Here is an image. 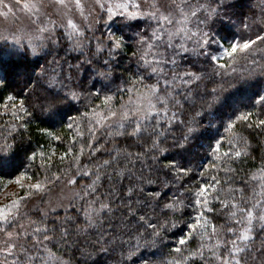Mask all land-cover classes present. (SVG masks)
Here are the masks:
<instances>
[{
  "label": "snow or ice",
  "instance_id": "snow-or-ice-1",
  "mask_svg": "<svg viewBox=\"0 0 264 264\" xmlns=\"http://www.w3.org/2000/svg\"><path fill=\"white\" fill-rule=\"evenodd\" d=\"M212 2L216 7L193 4L192 0H16L17 11L26 13L35 28L10 31L5 27L0 31V91L9 89L0 105V115L11 116L0 126V173L13 167L17 148L28 143L25 133L34 119L49 126L41 132L51 141H61L62 136L54 129H63L67 142L63 151L57 152L52 145L47 154L25 148L28 161L35 162L39 155L42 162L23 196L0 204V264H68L53 248L69 246L90 230H97L98 237L90 248L80 252L91 259V264H102L100 256L117 250V264H134V258L143 256L141 249L155 248L167 233L175 235L173 229L180 232V237L160 264H255L252 236L257 227L264 231V164L247 173L243 184L234 182L237 170L232 165L246 158L250 148L249 137L236 130L237 122L264 132V113L253 120L255 113L233 111L226 122L221 119L226 135L212 136L209 161L195 165L200 169V179L192 186H182L179 195L173 193L161 199V190L144 189L146 184L170 188L193 172V167L178 163L176 157L192 152L194 142L206 130V115L222 116L223 109L229 107L227 97L218 94L225 77L236 82L229 84L232 88L242 86L257 71L264 75V63L247 60L256 41L264 44V37L232 42L223 48L227 60L213 54L212 46L219 43L213 37V26L230 6L225 0ZM0 5L7 9L0 11V17L8 24L9 15L15 17L13 7L5 0H0ZM97 9L106 14L107 21L118 24L121 35L109 28L107 37L96 41V53L107 48L111 60L124 46V32L132 31L137 46L134 55L143 69L138 68L129 79L121 81L116 89L119 99L107 85L103 86L102 96L96 91L85 94L69 88L62 67L56 70L59 65L55 59L49 62L51 71L41 67L34 78L35 64L30 56L39 59L41 53L51 54V48L59 42L54 39L57 28L63 29L60 35L71 41L73 49H81L85 30L91 32L95 26ZM142 19L150 21V34L140 30ZM164 37L170 57L158 51L165 43ZM177 38L180 42L174 45ZM189 43L192 48L186 47ZM180 53L204 56L212 77H221V83L209 77L214 85L211 89L206 88L203 95L193 91L206 77L199 72L180 71L175 59ZM240 54H245L243 68H238ZM110 60L103 65L107 71L100 73L105 79L111 76ZM153 77L154 82L145 83ZM17 79L23 80L22 88L13 87ZM41 80L43 90L33 96L34 84ZM180 86L188 93L182 97L184 104L176 98ZM96 99L101 100L100 105L94 103ZM76 103L84 104L85 111L75 108ZM255 103L264 107V95H258ZM185 106L192 115L182 118ZM176 126L183 129L181 134L172 135L171 144L165 147ZM121 139L139 146L141 151H129L121 145ZM170 150L175 156L163 165L168 169L164 179L159 175L147 178L143 171L137 174L134 170L139 161L151 172L153 165L144 164L149 153L151 160L158 162L159 154ZM210 172L216 174L209 176ZM125 179L127 186L122 183ZM105 181L109 182L107 194L101 192ZM57 185L61 186L60 194L54 196ZM29 204L35 216L28 211ZM57 209H63L64 215H59ZM117 213L119 223L114 224ZM212 213L222 214V222L216 223ZM258 254L264 264V244ZM140 264L154 262L140 258Z\"/></svg>",
  "mask_w": 264,
  "mask_h": 264
},
{
  "label": "trees",
  "instance_id": "trees-1",
  "mask_svg": "<svg viewBox=\"0 0 264 264\" xmlns=\"http://www.w3.org/2000/svg\"><path fill=\"white\" fill-rule=\"evenodd\" d=\"M192 3H202L206 6L208 4H212L213 7H216V4H214L212 0H192ZM247 3L249 4L247 5ZM251 3L253 4V1L248 0V2L242 4V6L240 7L238 6L239 4L237 2L235 4H232L231 2L226 1V4L230 6L226 11L234 9V11H236V16L239 18V15L240 17L241 15H244L242 14L244 6H250ZM251 12L256 15L254 9H252ZM106 21L107 17L99 18L95 30L91 32L85 30L86 35L83 38L82 47L78 50L73 49L71 41H69L67 37L61 36L60 34H62L63 31L58 30V35L54 37V39H58L59 42L57 45L51 48V54L45 56L43 53H41L39 54V59L30 56V59L35 64L33 77H37V74L39 73L41 67L47 68L49 69V71H51L49 62L55 59L59 65L56 70L60 71L62 67L64 75L67 78L65 82L67 83L69 88L83 92L85 94L90 91H96L100 92L102 96L103 86L107 85V87L110 88L112 92L116 93L117 86L121 85V81L129 79L132 76V73L136 72L138 68H140V66L137 63L136 56L134 55L137 46L132 31L126 30L124 32V46L118 52L113 54V58L111 60L109 58L107 48H105L103 53L101 54L96 53V41L98 39L107 37L109 28H111V30L114 31L116 35H121V32L117 31L118 24L113 25L111 21H107L106 24ZM240 22V27L241 25L246 24L243 19ZM133 23H135V21ZM149 23L150 21L142 19V22L140 23V30H147L150 34L151 29L147 27ZM227 25H230V19L227 15L222 14L218 22L213 26L214 28H217V26L220 27L219 31L218 29H215L213 31L214 39L219 41L218 44H214L212 46L213 53L217 50H220V44L222 43H226L227 45H229L234 40L238 42H241L243 40L246 41L249 39L256 41L257 35L264 37V34L260 33L262 29L261 27L263 26L257 24L249 26L250 30L248 32H246L244 28L243 31L237 32ZM189 27H193V25H189ZM229 38H231L232 40L230 41ZM163 39L165 43H162L160 45L158 51L161 55L170 57L171 50L166 51L167 37H164ZM228 40L230 41V43H228ZM179 42V38H177L173 41V44L175 45ZM186 47L192 48V45L189 43L186 44ZM244 55L245 54H240L241 58L239 60L238 68H243L244 66H246ZM175 59L177 60L180 71L189 70L205 75L206 79L202 80L199 86L193 89V91L199 93L200 95H203L206 88L211 89L214 86L213 83H209V77L212 78L215 83H221V77H212L211 66L204 56H198L196 53H180L177 57H175ZM223 59L227 60V57L223 56ZM106 60H110L112 66V72L109 79H105L100 75L101 72L107 71V67L103 66ZM247 60H254L256 63L264 62V44H262L260 41H256L255 45L252 47L251 52L247 53ZM140 70L143 71L142 68H140ZM145 75L148 74L145 73ZM155 79L156 77H153L151 80L146 79L145 83H152L155 81ZM109 80H111V83H109ZM177 83L179 82L177 81ZM229 84L236 85V82L229 77H225L223 89H218V94L227 97V103L229 107L223 109L222 116H220L219 114H215L213 116L206 115L203 120L204 129L206 130H202V134H200L198 136V139L194 142L195 147L192 152L185 153L181 157H176L178 163L193 167V172L190 173L187 177L178 179L170 188L160 189L159 185L157 184H146L144 185V189L146 192L161 190V199L170 197L173 193L179 195V193L183 191V187L192 186L198 179H200V169L198 167H195V165H202L209 161L210 149L208 148V144L211 141L212 136L215 135L219 137L221 135H226L223 130L225 125L221 124V119L226 122L229 115L233 111H236L237 114L248 112L255 113L256 115L252 117L253 120L264 113V107L255 103L258 95H264V75L260 74L259 71H257L255 75L247 78L246 82L243 83L242 86H234L232 88H229ZM43 86V80H41L40 84H34L35 92L33 93V96L37 92H41L43 90ZM13 87L17 89L22 88L23 80L17 79L13 84ZM8 93L9 89L7 88H4L2 91H0V105L5 102L3 100V97L8 95ZM176 93H178V95H176V98L180 100L181 104H184L185 101L182 99V97L188 94L185 88L183 86L178 87L176 89ZM116 94L117 99H119V93ZM21 95L23 96L25 95V93H22ZM94 103L96 105H100L101 100L96 99L94 100ZM74 107L78 108L81 112L85 111L84 104L76 103ZM2 112L3 108L0 107V113ZM70 114L75 115L74 112H70ZM190 115H192V113L190 112L189 108L185 106L182 118L188 117ZM261 118H264V116H261ZM10 119V114L0 115V126L4 125V123L6 121H9ZM209 120H211V128L208 127ZM45 127L49 126L41 123L38 118L34 119L30 123L28 131L25 133L24 138L28 143L21 144L17 148L13 167L10 169H5L4 172L0 173V192L2 191L6 183L15 177H23L24 179L33 177V180H31V182H34V174L40 171L42 158L37 155L35 162L28 161L25 158V148H27L28 151L35 150L37 151V153H39L40 151H45L46 154L51 149L52 145L56 146L57 152L64 150V146L67 142V134H65L64 130L60 129L59 127L55 128L54 131L62 136V140L51 141L50 137L41 132V129ZM217 129L219 130L217 131ZM182 130L183 129L180 126L174 127L169 133V139L164 146L168 147V145H170L172 142L171 136L180 135ZM236 130L241 131L243 135L248 136L250 139L249 155L246 158H243L241 161H237L232 165V167L237 170L234 177V182L243 184V182L247 179V173L254 171L256 168H259L262 164H264V132H261L259 129H248L243 122H237ZM120 143L122 146L127 147L131 152L135 153L141 151V148L139 146L133 145L131 144V142H127L121 139ZM201 145H203V147H201ZM224 147H227L226 143ZM151 155L152 154L149 153V156L144 160V164L153 165V169L151 172L149 168L144 167L143 164L139 161L135 163L134 170L137 171V174H139L140 171H143L145 177L147 178L155 179L156 176L159 175L161 179H164V173L168 172V169L164 168L163 165H166L168 163L169 157L175 156V152L173 150H170L168 152L159 154L158 162L152 161ZM56 163L57 165H59V161H57ZM16 165H19L18 170L16 168ZM214 174L216 173L210 172L209 176ZM220 176L221 178H223L224 174L220 173ZM122 183L127 186L128 180L125 179L124 181H122ZM108 187L109 182L105 181L103 187L101 188V192L107 194ZM9 201H7V203ZM116 203L119 204V200H117ZM31 207L28 206V211L30 212V214L35 216L36 211L35 209L31 210L33 209ZM69 211H72V209H69ZM187 211L191 212L192 210L191 208H189L187 209ZM57 212L61 216L64 215L63 210H57ZM210 215L217 217L215 221L216 223H220L223 220L222 214L212 213ZM118 217L119 213H117V217L113 220L114 224L119 223ZM105 227H107V225H105ZM172 232H175V235H173L171 232L167 233L165 235V238L160 241L155 248L141 249L143 256L134 258V264H140V258L150 259L154 262V264H160V261L165 259L167 253L171 251L172 247L176 244L178 238L180 237V232H178L177 230L173 229ZM97 237V230L86 231L80 238L75 240V243H72L69 246L62 245L59 249L53 248V251L56 252L58 256H61L65 261H67L68 264H91V259H89V257L86 255H81L80 249L90 248L91 242L95 241ZM252 242L255 245L256 249V252H254V255H256L255 264H262V257L258 253H260L261 245L264 244V231H261L259 227L254 230ZM93 258H95V256ZM119 259L120 257L118 250L112 255L99 257V260L102 262V264H117V261H119ZM127 264H133V261H129L127 262Z\"/></svg>",
  "mask_w": 264,
  "mask_h": 264
},
{
  "label": "rangeland",
  "instance_id": "rangeland-1",
  "mask_svg": "<svg viewBox=\"0 0 264 264\" xmlns=\"http://www.w3.org/2000/svg\"><path fill=\"white\" fill-rule=\"evenodd\" d=\"M226 1L231 2L232 4L233 3L235 4L237 2L239 4L238 6H240V7L242 6V4L248 2V0H225V2ZM251 1H253L254 5L251 3L250 6H246V7L244 6L243 11H242V14H244V15H241V17L239 15V18L236 16V11H234V9L227 11L226 15L230 19V25H227V26L231 27L233 30H235L237 32L243 31V28L246 30V32H248L250 30L249 26H253V25L257 24V25L263 26V27H261L262 29H261L260 33L264 34V20H262V18H264V0H251ZM5 2L12 5L13 10L15 12V17H13L10 14L8 24L3 23V18L0 17V31H2L3 28H5V27H8L10 31L16 30V29H22L24 31H31L35 28V25H33L31 23V20L29 19V16L26 13H23L21 11H17L18 6L16 4V0H5ZM21 2H23V0H21ZM116 2H121V0H116ZM142 2H143V0H142ZM242 2H244V3H242ZM248 4L249 3H247V5ZM252 9L255 10L256 15H254V13L251 12ZM6 10L7 9L3 8V6L0 5V11H6ZM101 16L107 17L105 13L100 12L99 9H97L96 23H95V26L92 29V31L96 29L98 19ZM242 19L246 22L245 25H247V27H245V25H241V27H240V23H241L240 21ZM215 29H218V31H219L220 27L217 26V28L215 27L214 30ZM58 30L63 31L62 28H57L56 32ZM205 30L207 31L208 29H205ZM229 40L231 41L232 39L229 38ZM229 40H228V43H230ZM243 41L238 42V41L234 40L233 42L242 43ZM229 45H227L226 43L220 44V50H217L213 54H217V55H220L221 57H223V48H227V47H229ZM262 63H264V62H262ZM17 180L20 181L19 184L16 183ZM29 183H31V181H29L28 179H24L23 177H15L12 180L8 181L6 183V185L4 186V188L2 189V191L0 192V204H5L9 200L15 199L18 196H23L25 191L28 190L27 185ZM21 184H23L25 187L21 188V186H20ZM60 189H61V186L57 185L56 188L53 189V195L55 196V195L60 194ZM31 206H32V204H29V207H31ZM31 208H33V207H31ZM31 210H34V208ZM57 210H63V209H57Z\"/></svg>",
  "mask_w": 264,
  "mask_h": 264
}]
</instances>
